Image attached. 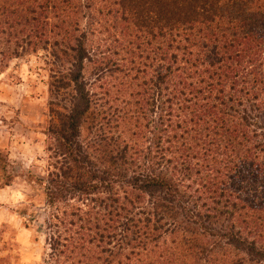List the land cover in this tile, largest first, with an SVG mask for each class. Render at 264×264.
I'll return each instance as SVG.
<instances>
[{"label":"trees","instance_id":"obj_1","mask_svg":"<svg viewBox=\"0 0 264 264\" xmlns=\"http://www.w3.org/2000/svg\"><path fill=\"white\" fill-rule=\"evenodd\" d=\"M39 49L50 264H264V0H0Z\"/></svg>","mask_w":264,"mask_h":264},{"label":"clouds","instance_id":"obj_2","mask_svg":"<svg viewBox=\"0 0 264 264\" xmlns=\"http://www.w3.org/2000/svg\"><path fill=\"white\" fill-rule=\"evenodd\" d=\"M46 53L43 49L24 56H13L7 65L0 68V96L6 107V119L16 116V108L25 96L33 91H43L48 80V71L42 66ZM19 79L20 83L16 82ZM38 85L36 89L32 83ZM45 98L32 103L43 104ZM16 128L5 130L7 140L0 143V152L6 155L9 173L18 169L10 182L0 181V264H50L51 248L48 232L44 230L52 218L54 208L47 203L46 183L29 179L47 177L54 163L51 141L41 131L32 130L35 123L28 115H21ZM25 126H28L26 130ZM59 206V202H58ZM35 217V219H33ZM41 226H44L42 228Z\"/></svg>","mask_w":264,"mask_h":264},{"label":"rangeland","instance_id":"obj_3","mask_svg":"<svg viewBox=\"0 0 264 264\" xmlns=\"http://www.w3.org/2000/svg\"><path fill=\"white\" fill-rule=\"evenodd\" d=\"M26 55V54H24ZM23 55V56H24ZM1 58V57H0ZM45 60L44 65L42 66L48 71V80L44 83L46 84V88L43 91H33L32 96L28 97L25 96L20 101V107L16 108V116L11 119H6L3 114V109L6 107L5 103L0 100V143H4L7 140V136L5 134V130L11 131V129L16 128L18 123H22L20 121V116L28 115L32 121H35V123H32L30 126L32 130H38L41 131L43 134H46V129L50 123L51 115L49 112V102L52 98V95L49 91V81H50V66L46 62V58H43ZM17 83H20L19 79H16ZM2 83V82H0ZM31 87L33 89H36L38 85H36L34 82L31 84ZM4 95V91L2 88H0V96ZM41 97H44V103H32L33 100H40ZM28 126H25L26 130ZM52 170V167H51ZM18 169H12L11 174L9 173V164L6 158V155L2 152H0V181H7L10 182L12 179V176L14 174H18ZM25 175L28 176L29 179H36L38 183L44 184V180H46L47 177H33L31 173H25ZM54 208V212L52 215V218L47 223V227L44 228V226H41L44 228L45 231L48 232V245L50 246V241L53 233L55 232L54 223L56 221L55 215L57 214L56 207ZM35 219V217H33ZM51 248V247H50Z\"/></svg>","mask_w":264,"mask_h":264}]
</instances>
